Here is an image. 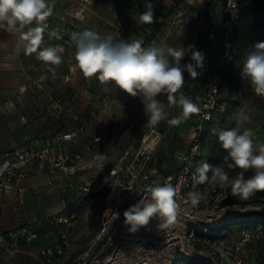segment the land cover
Returning <instances> with one entry per match:
<instances>
[{
    "label": "rangeland",
    "instance_id": "rangeland-1",
    "mask_svg": "<svg viewBox=\"0 0 264 264\" xmlns=\"http://www.w3.org/2000/svg\"><path fill=\"white\" fill-rule=\"evenodd\" d=\"M65 1L50 0L53 4V14L45 21L48 27L41 44V48L62 47V62L59 65H47L38 60L35 53L29 56L27 98L22 100V107L15 104L11 113L8 114L6 109L5 114L0 113V131H10L8 126H13L11 123L17 121L16 109L25 116V125L30 134L48 133L55 130L60 123L69 125L91 115L92 124L98 128L91 129V132L93 135L99 132L101 140L81 150L85 168L78 171L74 178L80 185L99 176L107 166L112 165L121 151L133 143L138 128L148 122L143 107V96H130L113 82L101 83L97 76L86 78L75 59L76 46L71 39L72 33L91 29L102 36L109 33L115 36L125 35L124 39L128 40V25L120 23L115 14H111L112 11L106 14L105 9L108 8L102 0H96L89 5H82L79 0H73V3ZM179 10H183L182 15H178ZM195 10L196 8L186 11L181 7L176 12H173V8L161 12V21L153 20L152 24L145 25L143 38L140 40L142 46L159 45L163 42L177 48L184 47L186 56L181 63L190 62V46H195ZM96 20L102 23L96 26ZM117 22L121 25L116 30L114 25ZM34 26L35 23L28 27ZM23 31L26 32L27 27ZM257 42L259 41L255 38L247 49L239 55L234 54L227 70L221 73L220 91L226 102V109L214 121L205 124L202 136L205 158L210 162L222 161L229 170L230 181L242 170L228 168L232 161L211 129L234 127V113L241 107H245L251 115V123L245 127L256 129L261 122L258 111L261 96L254 93L247 79L242 76L244 59L254 50ZM260 42H264V38ZM184 76L183 87L187 86V83L197 82V78L193 80L187 72ZM158 99L166 105L168 116L158 126H154L162 135L165 134L155 157L157 164L164 161L171 170L175 165L172 144L176 143L175 147L181 148L186 138L184 135L191 133L193 116L179 125H169L167 121L178 117L180 107L170 105L166 95H161ZM254 111H258L257 114H254ZM71 113L75 114L77 119L70 117ZM90 139L89 137L87 140ZM253 174L254 170L249 169L244 175L247 179ZM60 194L57 191L56 197H60ZM71 196L72 202L68 203V210L74 217L69 220V224L58 226L59 223H56L48 227L46 237L49 245L62 247L61 253H54L50 262H45L38 255L36 242L21 244L17 248L0 245V264H76L85 250L86 242L97 230L101 195L90 192L83 200H80L81 196H78L77 192ZM234 197L229 185L221 188L214 212L225 214L220 226H228L230 220L234 224L224 233L210 237L209 241L207 238L204 241H196L194 248L201 250L204 257L200 262L195 260L191 264H264V227L261 224L264 222V195H254L242 203H233L231 198ZM39 205L36 202H20L15 193L0 190V234H4L7 228L25 223L30 212L38 213ZM244 227L248 228L252 235L248 241H244L242 237ZM63 242H66V245Z\"/></svg>",
    "mask_w": 264,
    "mask_h": 264
},
{
    "label": "built area",
    "instance_id": "built-area-1",
    "mask_svg": "<svg viewBox=\"0 0 264 264\" xmlns=\"http://www.w3.org/2000/svg\"><path fill=\"white\" fill-rule=\"evenodd\" d=\"M94 1L79 0L82 5H89ZM107 6L114 9L115 0H109ZM238 8L239 0H201L195 10L196 35L193 45L204 54L205 59L203 69L197 70L201 73L197 82L187 83L181 92L196 103L200 112L191 115L192 130L188 136L184 135L186 138L181 148L175 147L176 143L172 144L175 153L173 169L169 170L164 161L157 164L155 154L165 134L162 135L148 123L138 128L133 143L121 151L112 165L107 166L99 176L80 185L74 178L78 171L85 168L84 157L74 148L85 132L89 119H79L67 130L59 129L30 137L22 147L0 152V167L7 164V168L0 173V190L15 193L20 202L37 204L43 185L22 184L27 176L25 167L33 166L37 172L56 174L61 206L52 214L30 212L25 223L0 234V245L17 248L21 244L36 242L38 255L43 261L50 262L51 256L61 253L62 247L47 243L48 227L56 223H59L58 226L70 223L69 220L74 217L68 210L72 202L71 194L76 195L77 192L81 196L80 200H83L85 195L96 192L101 195L98 227L86 242L85 250L76 264L200 262L204 256L201 250L194 248V243L204 241L205 238L209 241L210 237H214L209 230L219 227L225 214L214 212L221 188L211 183L212 171L208 173L209 181L195 186L192 174L198 163L205 161L206 153L202 146L205 124L214 121L226 109V102L220 91V71L226 69L232 59L231 32L238 17ZM182 14L183 10H179L178 15ZM120 25L117 22L115 29L120 28ZM259 100L261 122L253 132L255 141L264 143V97ZM258 111H254V114ZM180 113L181 109L178 116ZM72 117L77 119L75 114ZM187 120L188 118L182 123ZM100 138V135H96L93 139L98 141ZM215 166H220L229 173L225 164L213 165ZM157 183H170L179 187L175 220L168 223L165 219L154 217L148 226L131 233L124 222V212L147 194L149 186ZM47 184H51V181ZM194 190L207 191V201L192 205L187 194ZM242 237L244 241L251 239L248 228H242ZM63 243L66 245V242Z\"/></svg>",
    "mask_w": 264,
    "mask_h": 264
},
{
    "label": "clouds",
    "instance_id": "clouds-1",
    "mask_svg": "<svg viewBox=\"0 0 264 264\" xmlns=\"http://www.w3.org/2000/svg\"><path fill=\"white\" fill-rule=\"evenodd\" d=\"M144 11L133 19L138 25H149L154 19V5L146 0ZM53 14L50 0H0V28L16 31L25 42L26 55L36 54V58L47 65H59L62 62V47L41 48L44 32L48 25L45 21ZM34 27H28L33 25ZM27 27V31H23ZM71 39L76 46L77 66L86 78L97 76L101 83L113 82L130 96H143V107L148 124L158 126L167 119L166 105L158 99L166 95L170 105L179 106L178 117L168 120L169 125H179L200 108L180 90L185 76L196 80L198 69H203L205 56L190 46V62L182 64L186 56L184 47H173L166 43L142 46L140 40L117 39L113 34L100 35L97 31L86 29L72 33ZM189 55V54H188ZM242 76L247 79L257 96L264 97V42H257L254 50L244 59ZM206 119L208 117H205ZM235 126L228 129L212 128L221 147L232 161L228 168H239L235 178L220 166L213 167L206 161L196 166L192 180L196 184L209 181L208 173L212 171L211 183L224 188L229 185L232 194L241 200H249L256 192L264 191V143L256 142L251 127V115L245 107L234 113ZM7 164L0 167V173ZM254 170V174L245 178V172ZM230 182V184H229ZM179 187L170 183L149 186L147 194L124 212V222L131 233L149 225L154 218L165 219L168 223L175 220L178 211L176 197ZM192 205L207 201V191H191L187 194Z\"/></svg>",
    "mask_w": 264,
    "mask_h": 264
},
{
    "label": "crops",
    "instance_id": "crops-1",
    "mask_svg": "<svg viewBox=\"0 0 264 264\" xmlns=\"http://www.w3.org/2000/svg\"><path fill=\"white\" fill-rule=\"evenodd\" d=\"M201 0H151V3L154 5V19L159 22L162 20L161 12L166 11L168 9L173 8V12H176L178 8H185V10H190L193 8H197L199 2ZM66 3H73V0H66ZM96 2V0L94 1ZM103 4L108 8L109 0H102ZM146 0H115L114 9L108 8L105 9L106 14H115L116 18H118L119 22L123 25H128L129 29L127 30V37L130 40H141L143 38V29L145 25H138L136 21L133 19L135 12L142 13L144 9V4ZM110 10V11H109ZM160 12V13H159ZM113 14V15H114ZM96 26H99L102 22L100 20H96ZM115 36V35H114ZM117 39L125 37L115 36ZM264 38V29H259L257 32L256 39L260 42ZM25 42L21 39V34L16 31H7L4 28H0V113L1 115L5 111L7 113H11L13 106L15 104H20V107L23 105L22 100H26L27 92L26 87L28 85V76L29 72V56L26 55L23 48ZM4 109H6L4 111ZM17 113V121L8 126L10 131L2 132L0 131V152L9 151L14 148L22 147L27 139L36 135H44L54 132L59 129L67 130L74 126L75 123L66 125V123H60L58 127L50 131L48 133H32L30 134L27 125H25L24 118L22 112L16 109ZM6 113V114H7ZM72 117V113L69 114ZM19 117V119H18ZM2 118V117H1ZM58 118V117H57ZM87 119H92V116L84 117ZM61 122L63 119L60 120ZM95 121V119H94ZM85 132L79 137L78 143L75 146V150L82 152L86 148H89L90 144L97 143L101 140L94 141V136L91 132V129L95 128V124H92L91 120L89 121ZM9 124V123H8ZM13 128L15 129L13 131ZM98 131V130H97ZM92 136V137H91ZM101 136V134H100ZM90 140H87L88 138ZM25 171L27 172V176L23 179L22 184L25 186H31L35 184L43 185L39 200L37 201V205H39L38 213L40 214H52L56 212L61 206L60 197H56V193L60 194V189L58 184L56 183V174L52 175L49 172H37L33 166H26ZM48 181H51V184H47ZM34 203V202H33ZM57 203V205H56ZM41 206V207H40ZM57 208V209H56ZM16 210H14V213ZM13 228V227H11ZM10 229V228H7ZM6 229V230H7Z\"/></svg>",
    "mask_w": 264,
    "mask_h": 264
},
{
    "label": "trees",
    "instance_id": "trees-1",
    "mask_svg": "<svg viewBox=\"0 0 264 264\" xmlns=\"http://www.w3.org/2000/svg\"><path fill=\"white\" fill-rule=\"evenodd\" d=\"M259 29H264V0H239L238 17L234 21L231 32V61L233 60L234 54L239 55L254 42ZM230 62L226 66V69H222L220 71V76H222L221 73L223 71L227 70ZM205 161L212 166L215 164H224L219 160L210 162L205 158ZM255 195L263 196L264 191H258L255 193ZM231 201H233V203H242L244 200H241L238 196H235L234 198H231ZM233 224L234 222L230 220L228 226L221 225L217 228H212L209 231L212 235L224 233L227 228ZM261 224L264 227V222ZM187 264L191 263L189 262Z\"/></svg>",
    "mask_w": 264,
    "mask_h": 264
}]
</instances>
